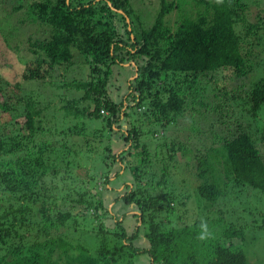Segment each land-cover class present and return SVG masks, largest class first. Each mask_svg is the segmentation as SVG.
Listing matches in <instances>:
<instances>
[{
    "label": "trees",
    "instance_id": "obj_1",
    "mask_svg": "<svg viewBox=\"0 0 264 264\" xmlns=\"http://www.w3.org/2000/svg\"><path fill=\"white\" fill-rule=\"evenodd\" d=\"M189 6L194 14L173 27L167 17L183 10L177 0H161L149 26L130 0H36L30 5L32 20L50 29L43 39L29 38L32 56L19 81L0 74V264H251L246 230L264 227V216L241 194L253 187L264 196V75L250 82L244 77L254 66L253 36L257 40L264 27L261 19H248L243 0H191ZM77 54L90 71L83 80L57 81V88L75 84L84 89L79 97L61 100V109L75 121L60 128L54 104L41 106L39 85L27 88L24 81L54 88L58 70L73 66ZM126 63L136 77L117 102L108 96V85L113 66ZM221 70L241 80L230 86L229 75L210 91L202 86V78L215 81ZM130 107L140 113L135 119ZM187 114L198 116L204 128L199 139L205 136L189 151L194 160L184 168L198 197L195 215L185 196L160 189L169 179L161 187L164 182L150 174L158 155L165 162L163 177L176 166V152L185 143L179 133L164 137L167 128H183ZM87 120L106 123L102 154L100 146L93 150L83 139ZM156 124L161 128L152 129ZM160 135L163 141L150 143ZM97 136L102 141L104 133ZM114 140L127 143V149L116 151ZM84 147L100 155L106 171L83 174ZM153 151L155 159L149 155ZM137 152L140 157L131 165L127 157ZM126 162L131 178L119 191L111 181ZM117 165L121 169L114 173ZM112 203L130 209L116 213ZM202 223L205 239L200 238ZM84 234L89 240L81 239ZM142 234L147 243H137Z\"/></svg>",
    "mask_w": 264,
    "mask_h": 264
},
{
    "label": "rangeland",
    "instance_id": "obj_2",
    "mask_svg": "<svg viewBox=\"0 0 264 264\" xmlns=\"http://www.w3.org/2000/svg\"><path fill=\"white\" fill-rule=\"evenodd\" d=\"M35 1L36 0H0V74L9 79V81H11L12 83L21 79V74L24 67L26 66V60L32 56L29 38H32V41H34L36 39H43L49 35L50 28L47 23H44L41 20H32L34 15L32 12H30V5ZM130 1L132 8L136 11V14L140 16V18H142V21L146 26H149L154 22L155 15L161 8V0ZM190 1L191 0H177L179 9L183 10L180 11L174 9L168 15L167 20L171 26L174 27L178 22H180L184 15L194 14L192 7L189 6ZM243 2H245L248 6V19L252 22H257L261 19L259 23L261 27H264V0H243ZM254 38L255 36H253L252 39V41H255L254 46H251V49H253V53L250 55L254 66L253 70L244 77L246 82H250L251 77H253L254 79H259L264 75V28H261V30H259L257 40ZM245 47L248 48V45ZM83 60L84 58L80 54H77L75 64L73 66H70L67 71L64 67L63 69H59L58 73L56 74L57 77L55 79L54 88L49 83L45 82H40L37 84V81H24V85L27 88H35L37 85H39V89L42 93L40 94V96H36H38L37 98H39V101H41V106L46 105L49 102L52 105L54 104V113L56 111V118L54 117V123L55 125L61 126L60 128L72 126L74 125L73 121H75V119L71 117V114H67V110L65 108L61 109L60 106L64 104V102H62L61 100L65 98V95H67L69 98H73L76 96L79 97L84 94V89L77 88L75 84H70V86H66V88L63 89L57 88L56 85L60 83V81H57L61 80L64 84H66L73 78L77 80L88 78L90 70L88 65L85 64ZM132 73L133 70L131 69L129 63H126L124 66H113V75L110 78L107 92L108 96L111 99L120 102L126 96V91L129 87L130 79L136 77L133 76ZM64 75L66 77H64ZM231 75H233L231 74V71L221 70L214 74V79L216 82L208 81L210 77L208 76L206 78H202L201 84L202 86L204 85L208 89V91H210L212 86L223 85L226 80V76H229L228 84L230 86H232V84L236 85V82H239L241 78L238 81H235L234 78H231ZM84 101V103L86 104L87 100ZM22 103L23 102H21V104ZM129 111L131 119H135L140 114L135 107H130ZM142 115L144 116V114ZM197 117L198 116L192 117L190 114H187L184 120L187 123L184 122L185 125L183 126V128L179 127L171 130L167 128L168 133L167 137H164L165 139H169L172 137V135L179 133L180 140L185 143V146H183L181 151L176 152V159L173 161L176 166L172 167L171 171L168 172L165 177H163L162 167L165 162L164 160H161V158L159 157L160 155H158L159 160L153 162L155 166L154 169H151L150 171L151 177L154 172V179L162 180L164 182L161 187L164 186L166 180L169 179V183H167L168 187H162L160 189H162L163 191H174L179 195L185 196L186 199H189L188 208L191 215H195L198 211V197L194 193L195 190H193L192 182L190 183L187 180V176L190 172L186 171V169L184 168L186 165L188 167L187 163H189V161L194 160L193 155L189 154V151H195L196 146L198 145V141L201 139H205V136L199 139V137L203 133L204 128H202L203 130L200 129L202 125L198 124ZM123 121H126V118ZM260 122H264V112L263 119L260 120ZM122 124H124V126L127 125L126 122H122ZM83 125L84 123L82 125L76 124L75 127H80ZM86 125V132H88V135L84 136L83 139L89 142L90 147H92L93 150H97V146H100L99 152L102 154L103 147L101 146L105 142L108 143V140L106 139L109 131L107 129L106 123H104L103 121L87 120ZM152 127V129L161 128L159 124L152 125ZM193 128L198 129L192 130ZM99 129L100 131H98ZM77 130L80 131L81 129L78 128ZM102 132L104 133V138L102 141H100V139H98L99 136L97 135ZM111 134L110 138L112 136ZM119 136V133L113 134V138L115 139L119 138ZM162 138L163 137L160 135L159 138L157 137L155 139H150V143H157V141L159 140L163 141ZM144 139L145 138H143V141ZM80 143L83 142L81 141ZM127 145L128 144L124 141L116 142V140H114V148L116 151H119L120 149H127ZM77 147H79V145ZM84 148L85 151L83 152V154H81V157L83 159L81 163L85 164L82 169L83 174L85 175L88 170H91V172L99 169H101L100 171H106L107 167L103 166L100 155L96 154L97 152L93 153V150L89 151L86 150V147ZM202 148L204 147L202 146ZM139 149L141 151V146ZM186 152H188V154H185ZM201 153H204V151L201 150ZM136 154L137 157L134 155H131V157H127V160L131 159L129 160L131 165H135L140 157L138 152ZM149 155L153 156V159L157 157V155H154V151ZM128 165V162H126L123 169L120 168V165H117L115 167L114 173H118L116 171L120 169L121 170L119 171L120 173L118 175L116 174L117 176L115 178H112L111 184H113L119 191L125 190L124 185L122 184L125 183V181H129L131 178V169L130 167H128ZM190 179L195 183V179L192 175H190ZM101 183L102 181L99 180V184ZM258 191V189H255L253 187L244 189L241 194V200L244 201L246 205H248V207H252L253 209L258 208V211H260L259 216L262 217L264 216V196ZM188 195H190V198L187 197ZM178 198L180 199L179 196ZM109 204H111V202H109ZM113 205L114 203H112V208L114 211H116V213L127 212L130 209V206H128L127 204H124L121 207L120 204H118L117 206ZM251 216V214H247V219L251 220ZM127 222L132 225L135 222L134 217L132 215H129L127 217ZM246 231L249 237L246 239L247 242L245 244V251L250 258L251 264H261L264 261V227H250ZM80 237L83 241L89 240V237L86 234ZM143 242L147 243L146 238H144V234H142L137 243ZM234 242L241 245L243 244L239 238H235Z\"/></svg>",
    "mask_w": 264,
    "mask_h": 264
},
{
    "label": "clouds",
    "instance_id": "obj_3",
    "mask_svg": "<svg viewBox=\"0 0 264 264\" xmlns=\"http://www.w3.org/2000/svg\"><path fill=\"white\" fill-rule=\"evenodd\" d=\"M216 2L219 4V3H222L223 0H216ZM201 229H202V231H201L200 238L201 239H205L206 238V233H207V225L202 223L201 224Z\"/></svg>",
    "mask_w": 264,
    "mask_h": 264
},
{
    "label": "built area",
    "instance_id": "obj_4",
    "mask_svg": "<svg viewBox=\"0 0 264 264\" xmlns=\"http://www.w3.org/2000/svg\"><path fill=\"white\" fill-rule=\"evenodd\" d=\"M102 112H103V113H105V111H104V110H102Z\"/></svg>",
    "mask_w": 264,
    "mask_h": 264
}]
</instances>
